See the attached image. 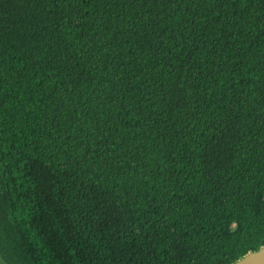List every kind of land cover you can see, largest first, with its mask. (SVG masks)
Segmentation results:
<instances>
[{"label":"trees","instance_id":"obj_1","mask_svg":"<svg viewBox=\"0 0 264 264\" xmlns=\"http://www.w3.org/2000/svg\"><path fill=\"white\" fill-rule=\"evenodd\" d=\"M263 245L264 0H0V264Z\"/></svg>","mask_w":264,"mask_h":264},{"label":"water","instance_id":"obj_2","mask_svg":"<svg viewBox=\"0 0 264 264\" xmlns=\"http://www.w3.org/2000/svg\"><path fill=\"white\" fill-rule=\"evenodd\" d=\"M230 264H264V245L251 250Z\"/></svg>","mask_w":264,"mask_h":264}]
</instances>
